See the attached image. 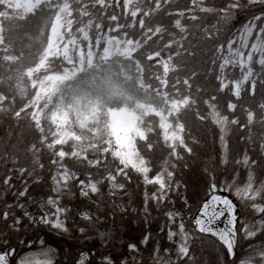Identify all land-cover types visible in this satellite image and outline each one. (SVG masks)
I'll use <instances>...</instances> for the list:
<instances>
[{"label":"snow or ice","instance_id":"1","mask_svg":"<svg viewBox=\"0 0 264 264\" xmlns=\"http://www.w3.org/2000/svg\"><path fill=\"white\" fill-rule=\"evenodd\" d=\"M240 15L247 22L237 30L240 39L234 40L235 34L227 33ZM202 46L207 57L190 66L188 58ZM258 85L264 89V0H0V114L10 112L17 124L30 115L32 137L26 150L33 157L32 171L44 168L42 157L50 151L55 192L77 178L64 166L71 156L97 169L96 176L79 180L81 195L98 194L106 184L123 190L122 179L130 180L135 173L156 187L151 199L160 203L171 191L177 162L201 142L195 130L212 129L217 135L218 129L223 153L219 164H227L229 133L243 127L240 136L252 139L258 126L262 155L250 159L245 153L247 180L235 191L245 201V211L251 209V219L238 220L237 206L219 195L211 197L216 208L206 201L194 217L200 234L218 238L226 248L232 259L225 264H264V181L257 186L254 175L255 170L264 175V93L257 99ZM17 94L25 97L22 103ZM42 120L55 130L46 132ZM68 144L70 152L57 150ZM89 149L102 151L105 160L89 159ZM109 155L112 161L106 159ZM0 159L18 163L15 152ZM157 161L162 162L158 168ZM9 183L10 178L4 180ZM211 188L215 191L216 184ZM18 194L23 197L25 191ZM148 199L146 193V203ZM45 207L39 219L31 217L32 223L67 231L70 210L52 196ZM3 216L7 220L9 212ZM222 217L227 224L220 229L216 225ZM81 219L96 223L98 218L81 213ZM179 229L183 240L178 253L189 257L185 225ZM241 231L249 247L237 255ZM174 235L170 231L169 239ZM14 252L0 254V264H10ZM77 264H90L89 254L81 253ZM104 264L113 261L105 257Z\"/></svg>","mask_w":264,"mask_h":264},{"label":"trees","instance_id":"2","mask_svg":"<svg viewBox=\"0 0 264 264\" xmlns=\"http://www.w3.org/2000/svg\"><path fill=\"white\" fill-rule=\"evenodd\" d=\"M171 11H176V9H171ZM115 12L120 15L121 9L117 7ZM123 19L124 17L121 16V22ZM215 22V20L212 21V23ZM246 22L244 15L237 17L231 22L230 32L227 35L235 34L232 38L239 40L240 35L237 30ZM106 23L109 21L106 20ZM112 23L114 26V22ZM104 31L107 33V28ZM28 43L25 37L23 39L25 51H27ZM193 43H197V40H193ZM82 47L85 51L87 50L86 45ZM195 53L194 57L188 58L190 66L201 64L208 54L207 48L203 46L197 48ZM256 68L259 67L256 66ZM29 92H31L30 88ZM261 93H264V89L258 85L257 99ZM17 99L22 103L25 97L17 94ZM29 120L30 115L17 124L10 112L0 114V155L15 152L18 156V163L15 166L11 163L6 164L3 159H0V222L3 223L0 235L7 231L10 224H16L15 221L19 219L18 225L25 235V244H32L31 249H35L43 241L46 246L57 247L61 255H66L62 264H67V262L74 264L77 255L83 252L91 256L90 264L105 259V257L111 258L113 264L125 262L128 264H169V262L170 264H225L226 260L232 259L225 255L227 250L218 239L207 234H200L193 229L192 219L199 207L214 192L211 188L213 183L216 184V192H224L234 197L236 189L246 182L249 169L242 163L245 153L250 159H258L262 155L259 151L261 141L258 126L253 130L252 139L240 136V132L244 131L243 127L240 132L229 133L230 150L227 164H219L223 153L218 139V129H215L217 135H213L212 129L207 132L195 130V134L201 137V142L193 146L194 151L191 155L185 153V159L177 162V167L174 169V183L163 204L153 203L151 199V194L157 190L156 187L146 185L142 178H137V174L133 173L130 180L122 179L127 190L125 195L112 196L107 191L110 185L106 184L100 192V204L97 206L81 196L82 186L79 183L80 179H87L89 175L96 176L97 169L91 167L87 160L67 157L64 166L73 171L77 177L74 181H70L69 194L58 199L62 206L70 210L67 226L73 231H78L81 227L91 228L90 222L81 219V213H88L94 219L98 218L96 223H91L95 227L93 233L95 237L80 242L57 238L48 233L41 224L31 221V217L39 219L41 213L38 208L40 205H46L49 196L55 198L52 190V177L56 167L52 164L54 157L51 152L45 150L41 160L44 168L36 166L35 171H32L33 157L26 150V144L31 141L32 137V132L28 128ZM21 134H23V139H21ZM50 140L51 135L49 134ZM60 148L57 146V150ZM88 158L93 161L100 159L103 162L105 160L102 151L96 153L95 158L90 156ZM106 159L112 161L113 158L109 155ZM237 161L241 163L238 164ZM161 163L157 161L156 167H160ZM14 167L17 170H14ZM19 168H24L25 171L21 173ZM100 171L103 169L101 168ZM254 175L258 186L261 181H264V175L259 170H255ZM8 178H10V183L5 185L4 180ZM97 178L99 179L98 176ZM21 191H25V196H19L18 193ZM146 193L149 197L147 203L145 202ZM238 203V206L242 208L238 220H244L246 217L251 219L248 215L251 209L245 211L244 204ZM5 211L9 212L7 220L3 216ZM25 212L30 215L25 216ZM170 213L174 217L179 216L185 229L190 232L192 246L189 257L180 256L176 251L175 241L169 239L165 226ZM106 241L110 242L109 248L103 244ZM253 243L257 241L253 239ZM129 245H134L135 248H130ZM26 247L23 245L19 248L18 243L13 242L6 247V250L15 249L19 253H24L27 251ZM248 247L249 241L241 231L237 234V255L247 250Z\"/></svg>","mask_w":264,"mask_h":264},{"label":"rangeland","instance_id":"3","mask_svg":"<svg viewBox=\"0 0 264 264\" xmlns=\"http://www.w3.org/2000/svg\"><path fill=\"white\" fill-rule=\"evenodd\" d=\"M45 121H46V126L48 127V129L49 128H52V130L54 131L55 129H54V127L53 126H51V123H50V121H47V120H42V123L44 122L45 123ZM48 129H47V131H48ZM76 132H78V133H80L81 132V129H80V127L79 126H76ZM85 134H87V133H85ZM97 139H99V138H97ZM68 145H70V144H68ZM110 191H112L113 192V194H115V195H117V196H121V195H123L124 193H125V189H123V190H121V189H117V188H111V190ZM66 192H68V186L67 187H64L63 189H62V191H60V192H55V195L57 196V197H61V196H63V195H65V193ZM213 195H219V196H222V197H227L228 199H230L236 206H237V209L239 210V212L241 211V209L239 208V206H238V204H237V202H236V199H234L233 197H230L229 195H227V193H224V192H214L213 193ZM212 195V196H213ZM168 196V195H167ZM211 196V197H212ZM99 197H100V193H98V194H91V195H89V196H86V199L88 198V199H90L91 201H93V202H95V203H97L98 201H99ZM211 197H210V199H208L207 201H209V202H211L212 203V207L213 208H216L217 207V205H216V203L215 202H212L211 201ZM237 200L238 201H240V202H242L243 204L245 203V201H242L240 198H238L237 197ZM161 202H163V201H161ZM220 207H222V205H220ZM47 210L46 209H44L43 210V214H44V212H46ZM200 214V212L197 214V215H199ZM209 214H211V209L209 210ZM196 215V216H197ZM221 220L223 221V222H220V223H218L216 226L218 227V228H220V229H223V228H225L226 227V224H227V221H226V218H221ZM171 222L172 223H175L174 222V219H172L171 220ZM181 223H179V225H180ZM194 225H195V223H194ZM0 227H1V222H0ZM50 227V226H49ZM196 227V226H195ZM50 229L53 231V232H56V233H59V234H63V235H65L66 237L68 236V237H72V236H75V235H73V233H71L69 230H67V231H59V230H56V229H52L51 227H50ZM178 230V234H177V236L179 237V240H178V242H177V244H178V248H179V246L181 245V243H182V240H183V237L179 234L180 233V229H177ZM185 232H186V230H185ZM91 231H87L86 229H84V231L82 232V231H80V233L76 236L77 238H79V239H81V240H83V239H85V238H88V237H91ZM186 234H187V236H188V233L186 232ZM175 236L176 235H174L173 236V238H175ZM6 237H7V239H6V242H9V241H14V242H20L22 239H23V237H24V235H23V233H22V231H20L15 225L13 226V227H9V229H8V231H7V233H6ZM2 243V241H1V239H0V244ZM105 244V246H107V247H109V242H106V243H104ZM188 247H190V239H189V236H188ZM51 254H52V252H50V251H44V252H39L37 255H32V256H28V257H30V258H32L33 259V262H32V264H49V262H51V259H52V257H50L51 256ZM27 261H28V264H30V259H27ZM52 264V263H51Z\"/></svg>","mask_w":264,"mask_h":264}]
</instances>
